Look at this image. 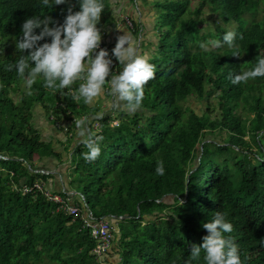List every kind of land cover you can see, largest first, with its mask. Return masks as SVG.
Listing matches in <instances>:
<instances>
[{
    "label": "trees",
    "instance_id": "1",
    "mask_svg": "<svg viewBox=\"0 0 264 264\" xmlns=\"http://www.w3.org/2000/svg\"><path fill=\"white\" fill-rule=\"evenodd\" d=\"M103 3L101 45L118 74L123 65L112 56L115 45L106 42V28L116 22L114 4ZM69 4L79 10V0ZM69 4L44 8L42 0H0V264H100L83 209L93 220L108 221L117 264H205L203 250L199 260L190 261L191 247L203 243L208 233L202 224L216 212L233 225L224 236L237 245L242 264H264V77L238 85L229 78L264 58V0H152L149 22L133 1L134 14H125L133 26L130 33L142 38L138 49L150 57L156 75L145 85L142 111L132 115L106 107L99 120L101 155L94 162L84 160L88 149L80 140L69 150L78 130L75 121L88 117L94 131L92 117L99 112L73 99L83 81L50 90L42 77L29 87L27 74L21 77L15 67L5 70L22 55L15 44L23 22L50 15L62 24ZM205 11L232 25L230 30L214 19L211 30ZM228 31L237 34L232 47L200 48L222 41ZM45 42L51 38L39 43ZM237 48L240 58L233 57ZM104 97H112L109 85ZM194 100L204 103L201 113L189 107ZM40 107L56 131L63 133L67 126L65 142H57L73 164L77 184L67 177L73 195L66 189L51 191V176L40 172L47 171V159L67 161L53 139L42 140L34 127ZM158 161H163V176L156 173ZM36 183L41 191L22 193L23 186ZM46 187L77 206L79 215L61 210L62 204L44 194ZM77 195L86 208H80Z\"/></svg>",
    "mask_w": 264,
    "mask_h": 264
},
{
    "label": "clouds",
    "instance_id": "2",
    "mask_svg": "<svg viewBox=\"0 0 264 264\" xmlns=\"http://www.w3.org/2000/svg\"><path fill=\"white\" fill-rule=\"evenodd\" d=\"M65 4H69V0H54V5H50V0H42L44 8ZM104 9L103 0H79L78 11H73L69 4L62 24L54 21L50 15L27 18L22 24V35L15 44L16 50L22 55L14 66L7 65L5 70L12 71L15 67L21 77L27 74L29 87L42 77L43 86L50 90L71 88L78 81H83L73 99H83L87 105L95 103L104 95L105 86L110 85L115 100L113 107L132 115L142 111L145 85L155 79L156 66L150 63L147 54H140L136 39L125 33L117 37V43L112 49V56L123 65V69L113 74V59L107 49L101 48L103 34L98 27ZM37 29H40L39 34H36ZM45 38H51V42L40 44ZM236 39L237 34L228 31L222 41L201 43L200 48L208 52L223 44L232 47ZM26 50L28 55L25 56L23 53ZM233 57L240 58L238 48L233 52ZM256 77H264V58H259L251 70L230 75L229 78L233 85H238ZM104 115L98 112L92 119L102 120ZM75 123L77 136L88 149L83 158L86 162H94L101 155L100 142L104 138L92 130L91 119L88 117L76 120ZM164 172L163 161H158L157 175L163 176ZM202 228L208 234L202 238L201 245H192L190 261L199 260L203 250L205 264H242L237 245L224 236V233L233 231V225L226 222L224 213L216 212L210 222L202 224ZM97 259L103 264L99 257Z\"/></svg>",
    "mask_w": 264,
    "mask_h": 264
},
{
    "label": "rangeland",
    "instance_id": "3",
    "mask_svg": "<svg viewBox=\"0 0 264 264\" xmlns=\"http://www.w3.org/2000/svg\"><path fill=\"white\" fill-rule=\"evenodd\" d=\"M112 3L114 4L113 6V9H114V12L117 14V23H116V29L118 28L119 30L124 28L123 27V24H122V21H120L121 18H124V15L126 13H133L134 12V5H133V1L138 3L137 0H111ZM149 1H152V0H148L147 4H144L143 3V0H139V3L138 5L141 6V9L144 8V13L142 14V20H144L145 22H149L151 21L150 19V14L151 12H148L147 9L150 8V4H149ZM195 7V3L191 6V8L193 9ZM152 10V8H150ZM134 14V13H133ZM152 15L154 13H151ZM203 16H205V18L208 19V26H210V29L213 30L215 28L216 25H214V21L213 19L215 20V18H211L209 17V14L205 11V14H203ZM263 18V14L262 13H259L258 14V17L257 19H262ZM102 19L103 17H101V20H100V23H102ZM124 20V19H123ZM218 24V26L220 27H224L225 29H228L230 30V28L232 27V25H229V24H224L222 23L221 21L219 20H215ZM104 24V23H102ZM132 35V34H131ZM133 36V35H132ZM136 41H137V45L139 47V44L142 40V38L140 37L138 39V34L136 33L135 36H133ZM137 37V38H136ZM139 52H140V49H138ZM76 89L75 88V92H76ZM77 93V92H76ZM115 103V100H112V99H107V97L105 98L104 95L101 96L100 98H98L95 103H93L91 106H96L99 108V112H103V113H106V107H108L109 109L108 110H114V109H118L116 107H113ZM189 107L193 108L197 113H201L204 108H205V105L203 102H196L195 100L194 101H191L190 104H189ZM116 113H114V116ZM34 127H36L37 130H39V133L41 135V138L42 140H49L50 138H52L53 140L55 139V144H54V148L56 147V150H58L59 153H63V158L64 160H67L69 158L68 154H66V152L64 153V150H62V146L57 142V141H61V140H64L66 137H64V134L65 132H67V126L66 124H64V130H63V133H60L58 131H56L54 128H52L51 126V123L47 122L46 118L44 117L43 115V110L40 108H37L36 111H35V116H34ZM76 128V127H75ZM77 129V128H76ZM75 129V130H76ZM74 132V130H73ZM77 132L78 130H76V135H74L73 133V143H72V146H70L69 150H71L73 148L74 145H77V143L79 142L80 138L77 136ZM76 136V137H75ZM75 138V139H74ZM58 139V140H57ZM210 139V138H208ZM62 142H65L62 141ZM53 158H51L52 160ZM74 160V159H73ZM50 160L48 159V162ZM54 161V159H53ZM45 162V161H44ZM47 168L46 169H52L51 171H56L58 174H56V176H58L59 174H61V176H66V180L68 181V178L69 177V180H70V184H73L74 186L77 184V180L75 179V174H74V170H73V164H70V161L67 160L65 161L64 163H61L59 164V162L57 161H54V162H49L47 163ZM45 171V170H44ZM48 192H50V190H48ZM74 191L72 192H69L67 193L68 195H73ZM66 194V195H67ZM75 194V193H74ZM54 197H57L59 198L57 195H54ZM76 201L79 202V205H80V208H86L85 207V204H84V199L82 197H80V195H77L75 197ZM61 200V198H60ZM62 201V200H61ZM68 202H71L68 200ZM71 207L73 206L72 204H69ZM68 207V206H67ZM66 207V209H67ZM77 208V207H76ZM80 210V209H79ZM82 214H83V217L84 219H88L89 218V213H88V210H84L82 211ZM114 248H115V243L112 242L111 243V249L114 251ZM112 257L116 258V261L117 263L119 262V258H118V255L116 254V256H114V254L110 257V262L108 261V264H114L115 261L112 259ZM42 264H47V263H42ZM116 264V263H115Z\"/></svg>",
    "mask_w": 264,
    "mask_h": 264
},
{
    "label": "built area",
    "instance_id": "4",
    "mask_svg": "<svg viewBox=\"0 0 264 264\" xmlns=\"http://www.w3.org/2000/svg\"><path fill=\"white\" fill-rule=\"evenodd\" d=\"M113 125L114 126L118 125V122L116 120L113 121ZM101 127L102 126H101V123L99 122V120L94 122L93 129L95 132H97V134H99L101 132ZM34 188L41 191L42 190V184L36 183L33 187H30V188L23 186L21 191H22V193H28V192L32 191ZM44 194L52 202L62 204L60 209L63 210L65 213H68L71 216H77L79 214V208L77 206L71 207L69 204L65 203L66 201L65 202L61 201L60 197L59 198L54 197L53 195H51L48 192H44ZM66 207H67V209H66ZM86 226L91 229V235H92L93 239H96V241H97V245H96V248L94 249V252H95V255L97 257H99L101 255V253H103L107 249V247H108V245L112 239V235H111V232L109 229V225L105 220H102V219L95 222L89 216V218L86 220Z\"/></svg>",
    "mask_w": 264,
    "mask_h": 264
},
{
    "label": "crops",
    "instance_id": "5",
    "mask_svg": "<svg viewBox=\"0 0 264 264\" xmlns=\"http://www.w3.org/2000/svg\"><path fill=\"white\" fill-rule=\"evenodd\" d=\"M125 16V15H124ZM114 17H115V23L113 24V26L111 27H108L106 28V30L108 31L107 32V36H106V42H111L114 45H116L117 43V37L119 35H122V34H131L130 33V26L127 25V23L125 22V20H123V18L120 19V21H122V24H123V27L122 29H116V23L118 21V19L116 18L117 17V14L114 12ZM134 36V35H133ZM139 39V38H138ZM110 86V85H109ZM110 99L113 100V96L110 97ZM115 121V120H114ZM117 126V125H116ZM76 137V136H75ZM52 140V138H50ZM49 139V140H50ZM56 139V138H55ZM55 139L53 140L55 142ZM66 139V138H65ZM64 139V140H65ZM75 139V138H74ZM64 140H61V141H64ZM53 142V145L55 144ZM57 147V146H56ZM55 147V148H56ZM62 150H63V147H62ZM58 152V150H57ZM51 162H54L56 160L53 161V159H49ZM49 161V162H50ZM48 162V159L44 162V165L47 166V163ZM57 162V161H56ZM52 169H47V171H44V170H40L41 173H44L46 175H49L51 176V178H48L47 182V187L51 189V191H59V189H61L62 191L63 190H67L68 193L69 192H72V191H69V184H68V181L66 180V176H61V174H59L58 176H56V174H58L56 171H51ZM46 187V188H47ZM47 188V190H48ZM114 254V256H116V253L113 252V250L110 248L107 252V255H105L104 257H102L103 261L105 264H108V261L110 262V257ZM112 259L115 261V263L117 264V261H116V258L112 257ZM114 263V264H115Z\"/></svg>",
    "mask_w": 264,
    "mask_h": 264
},
{
    "label": "bare ground",
    "instance_id": "6",
    "mask_svg": "<svg viewBox=\"0 0 264 264\" xmlns=\"http://www.w3.org/2000/svg\"><path fill=\"white\" fill-rule=\"evenodd\" d=\"M124 20H125V22L127 23V25L128 26H130V29L132 30V28H133V26H132V23H131V21L129 20V18L127 17V16H124V18H123ZM101 47H102V45H101ZM103 48V47H102ZM98 135V134H97ZM48 193H50V192H48ZM52 195V194H51ZM54 196V195H53ZM68 214V213H67ZM79 215V214H78ZM90 216V215H89ZM73 217H75V216H73ZM91 217V216H90ZM91 219H92V217H91ZM93 220V219H92ZM93 221H95V222H97V221H99V220H93ZM106 221V220H105ZM107 223H108V221H106ZM112 223V222H111ZM108 225H109V223H108ZM111 248V242L109 243V245H108V247H107V249L103 252V253H101V255L99 256V258L101 259V261L104 263V261H103V259H102V257H104L105 255H106V253L108 252V250Z\"/></svg>",
    "mask_w": 264,
    "mask_h": 264
},
{
    "label": "water",
    "instance_id": "7",
    "mask_svg": "<svg viewBox=\"0 0 264 264\" xmlns=\"http://www.w3.org/2000/svg\"><path fill=\"white\" fill-rule=\"evenodd\" d=\"M202 145H203V144H201V146L199 147V154H200L201 151H202Z\"/></svg>",
    "mask_w": 264,
    "mask_h": 264
}]
</instances>
